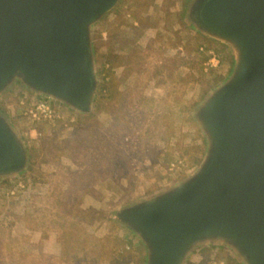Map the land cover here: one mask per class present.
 Masks as SVG:
<instances>
[{"label":"rangeland","instance_id":"rangeland-1","mask_svg":"<svg viewBox=\"0 0 264 264\" xmlns=\"http://www.w3.org/2000/svg\"><path fill=\"white\" fill-rule=\"evenodd\" d=\"M191 1L119 0L92 26L89 114L52 102L58 118L34 137L19 103L40 98L19 81L0 95L28 154L23 174L0 182V264H146L145 246L116 214L200 167L208 145L195 113L235 64L229 47L191 27ZM17 180L25 188L5 196ZM188 256L184 264H240L213 245Z\"/></svg>","mask_w":264,"mask_h":264},{"label":"water","instance_id":"water-1","mask_svg":"<svg viewBox=\"0 0 264 264\" xmlns=\"http://www.w3.org/2000/svg\"><path fill=\"white\" fill-rule=\"evenodd\" d=\"M119 0H0V95L15 81L40 99L89 114L97 91L91 28ZM187 20L234 55L229 77L195 118L207 140L200 167L116 214L146 264H184L198 247L264 264V0H192ZM22 133L0 113V182L26 169Z\"/></svg>","mask_w":264,"mask_h":264},{"label":"built area","instance_id":"built-area-1","mask_svg":"<svg viewBox=\"0 0 264 264\" xmlns=\"http://www.w3.org/2000/svg\"><path fill=\"white\" fill-rule=\"evenodd\" d=\"M218 63L216 56L212 52H209V59L206 66L208 68H216ZM208 68H206V70ZM19 104L22 111L21 116L26 118L33 127L30 129V135L32 134L34 137L41 136V131L37 129L39 125L50 123L58 118L54 105L48 99H32L28 102L21 100ZM24 188V183L21 180H17L12 188L5 191V196L13 197L18 191H22ZM1 195L2 191L0 190V196ZM219 264H223V262Z\"/></svg>","mask_w":264,"mask_h":264},{"label":"crops","instance_id":"crops-1","mask_svg":"<svg viewBox=\"0 0 264 264\" xmlns=\"http://www.w3.org/2000/svg\"><path fill=\"white\" fill-rule=\"evenodd\" d=\"M34 243H37V240H34ZM47 244H48V242L46 243V241H45L44 242V249H46V247L48 246Z\"/></svg>","mask_w":264,"mask_h":264}]
</instances>
